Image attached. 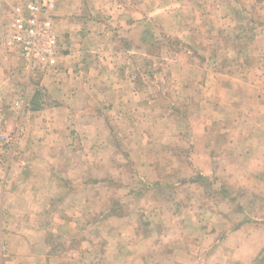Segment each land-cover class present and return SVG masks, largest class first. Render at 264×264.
<instances>
[{"label": "crops", "instance_id": "1", "mask_svg": "<svg viewBox=\"0 0 264 264\" xmlns=\"http://www.w3.org/2000/svg\"><path fill=\"white\" fill-rule=\"evenodd\" d=\"M12 1L14 6L7 13L5 3L8 1L0 0V135L8 136L7 141H0V264H89L90 238L85 236L89 230L88 220L95 215L90 214L89 209L91 186L99 189L96 224L101 227L110 224L109 228L114 229L106 248L111 258L102 263L94 262L96 264H235L238 261L239 264H259L264 237L251 236L254 229L250 222L230 231L226 225V234L219 237L223 229L211 227L212 220L219 215L215 207L210 206L220 204V200L211 196L210 190H205L209 184L202 185V182H208L225 167L224 174L232 178L234 171H238L232 157L234 153L264 154V82L240 83L242 89L249 91V98L240 100L234 97L233 91V100H226V104L234 107L233 111L240 108L244 113L238 114L230 122L235 125L230 128L229 123L224 132L225 138L231 137L230 144L238 150L226 151L223 158L202 145L207 138L217 137L206 125L194 132L193 152L187 157L183 155L185 140L180 132L172 134L174 144L170 147L156 143L154 137L160 135L158 141L166 139L170 135L166 131L135 133V136L139 134L136 137L138 148L135 147L131 155L127 151L122 154L123 158L132 160L129 167L130 171L132 168V206L114 208L109 205L114 203L113 199L105 204V197L116 196L119 187L129 189L131 181L128 178L123 182L116 175L118 171L127 173L129 170L121 169L116 162V148L106 146L105 141L113 139L106 121L114 119H107L104 107L108 104L101 94L104 91L121 93L125 89L121 90L120 84H104V87L100 84L95 88L88 83L93 68L87 67L89 55L84 50L90 37L88 31L95 21L94 13L99 22L100 11L113 9L114 12L117 8L112 0L110 6L102 2L106 0H56L52 19L61 42L57 64L48 71L30 72L23 58L4 44L18 0L9 3ZM99 1L103 6L96 8ZM215 1L216 5L210 4L216 6V10L224 8L231 19L227 25L235 28L232 31L234 49L247 46L241 49L244 57L257 55L263 59L264 0ZM238 33L252 37L246 40L238 37ZM212 38L215 37L206 41L209 49L213 44V58H217L223 42L219 38L212 42ZM176 54L179 60L183 53ZM231 55L233 52L229 53ZM240 70L241 78L250 73V69ZM251 73H256L255 78L259 80L264 74V61ZM26 76L30 79L24 82ZM225 87L230 91L232 84ZM176 89L186 91L179 86ZM214 89L221 94L224 92L219 86ZM91 91H99V95L92 97ZM119 99L113 104L118 101L120 105L127 104ZM201 104H208L214 110L221 105L218 98L211 103L201 101ZM144 111L145 121L154 120L153 114ZM129 112L128 116L122 115L123 119H132ZM133 116L138 117L134 113ZM215 121V118H207L197 122ZM90 142L103 146L93 145L90 150ZM255 163L251 168L260 169L261 162ZM94 172L101 174L95 177ZM90 177L94 181H89ZM219 194L222 203H229L226 192L222 190ZM122 227L128 232L121 231ZM260 232V228L255 231L258 235ZM126 235L128 237L124 238ZM201 235L204 243H184L185 236ZM104 248L105 242L97 247L99 254ZM199 251L207 253L200 256ZM248 254L254 258L249 259Z\"/></svg>", "mask_w": 264, "mask_h": 264}, {"label": "rangeland", "instance_id": "2", "mask_svg": "<svg viewBox=\"0 0 264 264\" xmlns=\"http://www.w3.org/2000/svg\"><path fill=\"white\" fill-rule=\"evenodd\" d=\"M7 1L5 12L8 13L14 6V2L9 3L10 0ZM102 2L104 5L110 6L111 0ZM211 2V0H112L114 8H117L116 11L113 12V9L110 12L106 9L104 12L100 11L99 22L94 13L95 21L88 31L90 37L84 50L89 55L87 67L91 65L93 68L92 73L89 69L90 75L87 82L95 88L100 84H103V87L104 84L109 86L120 84L121 90L125 89L121 93L104 91L103 95L101 94V97L108 104V107H104L107 119H114L110 122L106 121L107 125L110 126L113 138L105 141L106 146L116 148L117 158L115 160L121 165V169L129 170V167H132V160L123 158L122 154L127 151L128 155L129 153L131 155L134 148H138L139 144L136 143L138 141L136 137L139 134L136 136L134 134L145 130L152 131L154 134L161 131L168 132L170 134L168 138H161V141H158L160 135H154L156 143L166 147L174 144L171 142L172 134L182 133L185 140L183 155L187 157L193 152L194 132L206 125L207 130L217 135L212 139L207 138L202 143L206 149L213 150L212 154L221 158L224 157L226 151L230 153L235 150L237 152L238 148L230 144L232 138L226 139L224 132L228 129V124L238 114L244 113V110L236 108V111H233L234 107L226 104V100H233V91L234 97L240 100L249 98V91L242 89L240 83L264 82V74L259 76V80H256L257 74L251 73L262 65L264 58L260 60L261 57H256L257 55L244 57L241 49L247 46L234 49L232 31L235 28L227 25L230 24L231 19L228 18L224 8L216 10V6L211 5L212 3L216 5L215 0ZM103 3L97 2L96 8L102 7ZM258 29L261 30L262 28ZM237 36L246 40L252 37V35L240 33ZM248 36L249 38H247ZM209 37H215L212 38V42L216 38L222 39V50H220L217 58H213V44H211L210 49L208 48L206 39ZM193 39L195 40L193 41ZM216 44L218 47L220 46L219 42ZM66 51L69 49L67 48ZM230 52H233V55L229 56ZM176 53H183L179 57L183 63L176 59ZM194 56L195 58H193ZM74 65H76L75 62ZM82 65L78 68L79 70H81ZM240 69H250L248 70L250 73L241 78L243 73ZM23 79L26 82V79L29 81L30 78L26 76ZM226 84H232L230 91H226ZM176 86L183 87L186 91L180 92ZM216 86L221 87L224 92L218 93L214 89ZM116 90L117 88H115ZM97 94L99 95V91H91L89 95L96 98ZM118 95H120L121 100L127 102L125 106L120 105L119 101V104H113L119 99ZM216 98L221 105L215 110L208 104H201V101L205 100L211 103ZM144 110L153 114L154 120L145 121L142 118L146 114ZM129 111L132 113V119H123L125 116L122 115L128 116ZM133 113L138 117L133 116ZM162 114V117L157 116ZM207 118H215L217 121L207 122L208 124L197 122ZM233 125L235 124L233 123ZM233 125L230 123V128ZM253 141L257 142V140ZM259 143L262 144V141ZM93 145L95 147L103 146L102 144L97 146L90 142V150L93 149ZM232 157L235 166L238 168V171H234L235 174L232 178L224 174L225 167L218 174L216 173L217 176L213 175L208 182H202V185L209 184L210 187L212 186L210 188L207 185L208 189H204L207 192L210 190V195L214 196L216 200H220L221 204L210 206L211 208L215 207L216 210L214 211L219 215L212 220L211 227L216 226L218 229H223L218 234L221 237L222 234H226L224 233L226 225L229 226L228 230L230 231L237 226L250 222L252 225L250 227L254 229L251 236L254 239L263 238L264 154L260 152H252L250 155L234 153ZM257 160L261 162L258 164L260 169H252V164ZM98 174L101 173L94 172L95 177ZM116 175L123 182L129 178L131 181L130 188L119 187L120 190H117L116 196L105 197V204L110 203L112 201L110 198H112L114 203L109 204L111 207L114 206L115 208L116 205L132 206V168L127 173L118 171ZM89 181H94V179L90 177ZM98 190L97 187L91 186L89 192V209L90 214H95L94 218L99 212L96 208L99 205L96 203L99 195ZM222 190L226 192L229 203H222L223 200L219 194V191L222 192ZM127 200L131 202L128 203ZM122 201L124 203H121ZM119 210L122 214L125 213L124 208ZM94 218L88 220L89 230L85 236L90 238L89 264H96L94 263L96 261L102 263L103 260H109L112 256L106 248L107 239L111 238L114 229L109 228L112 226L110 224L101 227V224H96ZM197 223L198 220H195V224ZM258 228L261 231L260 235L255 233ZM121 231L126 233L128 229L122 227ZM127 237L128 235L124 238ZM172 237L175 238V233ZM202 238V235L200 237L185 236L184 243L191 244L192 241L204 243ZM156 241L160 242L158 239ZM104 242L103 253L101 251L99 254L97 247ZM206 253L198 252L200 256H204ZM247 256L249 259L254 258L250 257L251 254ZM258 259L259 264H264V252ZM238 262L235 264H239ZM253 263L258 264V262Z\"/></svg>", "mask_w": 264, "mask_h": 264}, {"label": "built area", "instance_id": "3", "mask_svg": "<svg viewBox=\"0 0 264 264\" xmlns=\"http://www.w3.org/2000/svg\"><path fill=\"white\" fill-rule=\"evenodd\" d=\"M56 0H18L4 37L6 47L17 52L27 70L48 71L57 64L61 42L53 23ZM8 136L0 135V141Z\"/></svg>", "mask_w": 264, "mask_h": 264}]
</instances>
